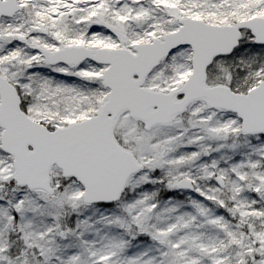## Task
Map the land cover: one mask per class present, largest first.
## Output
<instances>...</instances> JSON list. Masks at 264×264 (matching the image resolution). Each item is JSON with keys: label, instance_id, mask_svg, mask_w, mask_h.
<instances>
[{"label": "snow or ice", "instance_id": "snow-or-ice-1", "mask_svg": "<svg viewBox=\"0 0 264 264\" xmlns=\"http://www.w3.org/2000/svg\"><path fill=\"white\" fill-rule=\"evenodd\" d=\"M0 264H264V0H0Z\"/></svg>", "mask_w": 264, "mask_h": 264}]
</instances>
